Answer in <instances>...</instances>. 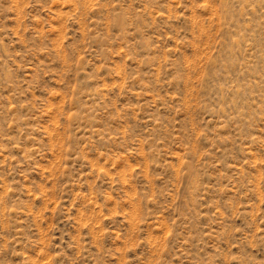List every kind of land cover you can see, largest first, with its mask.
I'll list each match as a JSON object with an SVG mask.
<instances>
[{"label": "rangeland", "instance_id": "rangeland-1", "mask_svg": "<svg viewBox=\"0 0 264 264\" xmlns=\"http://www.w3.org/2000/svg\"><path fill=\"white\" fill-rule=\"evenodd\" d=\"M0 264H264V0H0Z\"/></svg>", "mask_w": 264, "mask_h": 264}]
</instances>
